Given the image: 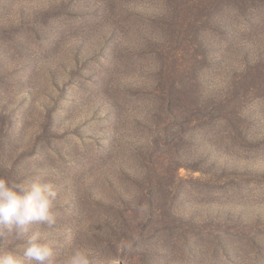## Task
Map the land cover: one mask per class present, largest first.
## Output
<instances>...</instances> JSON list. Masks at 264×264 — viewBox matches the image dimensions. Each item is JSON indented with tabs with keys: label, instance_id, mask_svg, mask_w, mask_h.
<instances>
[{
	"label": "rangeland",
	"instance_id": "rangeland-1",
	"mask_svg": "<svg viewBox=\"0 0 264 264\" xmlns=\"http://www.w3.org/2000/svg\"><path fill=\"white\" fill-rule=\"evenodd\" d=\"M0 175L57 259L264 264V0H0Z\"/></svg>",
	"mask_w": 264,
	"mask_h": 264
},
{
	"label": "clouds",
	"instance_id": "clouds-1",
	"mask_svg": "<svg viewBox=\"0 0 264 264\" xmlns=\"http://www.w3.org/2000/svg\"><path fill=\"white\" fill-rule=\"evenodd\" d=\"M58 192L55 184L37 176L31 182L0 175V238L5 234L15 239L24 238L22 253L0 252V264H92L89 251L74 249L71 254L57 259L53 247L44 234L32 231V225L56 224L53 212ZM122 249L131 250L132 242H122Z\"/></svg>",
	"mask_w": 264,
	"mask_h": 264
}]
</instances>
